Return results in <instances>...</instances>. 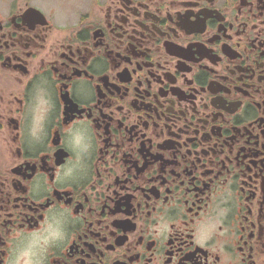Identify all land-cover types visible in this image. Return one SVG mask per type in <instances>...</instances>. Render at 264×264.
Masks as SVG:
<instances>
[{"label": "flooded vegetation", "instance_id": "1", "mask_svg": "<svg viewBox=\"0 0 264 264\" xmlns=\"http://www.w3.org/2000/svg\"><path fill=\"white\" fill-rule=\"evenodd\" d=\"M0 264H264V0H0Z\"/></svg>", "mask_w": 264, "mask_h": 264}]
</instances>
